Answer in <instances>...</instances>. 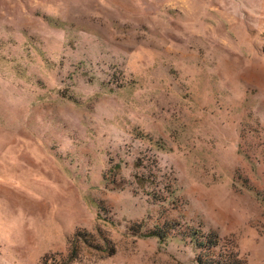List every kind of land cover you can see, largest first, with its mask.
<instances>
[{"label":"rangeland","instance_id":"rangeland-1","mask_svg":"<svg viewBox=\"0 0 264 264\" xmlns=\"http://www.w3.org/2000/svg\"><path fill=\"white\" fill-rule=\"evenodd\" d=\"M230 257L264 264V0H0V264Z\"/></svg>","mask_w":264,"mask_h":264},{"label":"trees","instance_id":"trees-1","mask_svg":"<svg viewBox=\"0 0 264 264\" xmlns=\"http://www.w3.org/2000/svg\"><path fill=\"white\" fill-rule=\"evenodd\" d=\"M155 236H158V235H155ZM162 240H163V239H162ZM208 243H209V245H204V244H202V245H203L205 248H206V247H209V246H212V245L214 246L213 243H211V242H208ZM199 260H201V259H199ZM230 260H231V261H230ZM230 260H229L230 263H229V262H228V263H229V264H232V262L234 261V259L230 257ZM201 261H202V260H201ZM210 261H211V260H210ZM211 262L214 263V264H221L219 259L216 260V261H215V260H214V261L212 260ZM233 263H234V264H235V263H236V264H241L240 262H233Z\"/></svg>","mask_w":264,"mask_h":264}]
</instances>
